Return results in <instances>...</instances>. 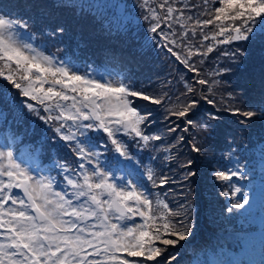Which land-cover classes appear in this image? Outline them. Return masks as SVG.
<instances>
[{"label":"snow or ice","instance_id":"snow-or-ice-1","mask_svg":"<svg viewBox=\"0 0 264 264\" xmlns=\"http://www.w3.org/2000/svg\"><path fill=\"white\" fill-rule=\"evenodd\" d=\"M171 2L160 0L156 7H151L149 0H143L148 12L143 19L150 22L151 33L163 37L160 46L193 72L197 69L190 64V58L206 54L200 51L203 42H214L206 46L210 53L215 45L255 40L253 26L258 18L264 25V0H217L221 6L201 13L206 16L203 19L185 17L184 10L174 8ZM185 19H194L190 32L182 23ZM174 21L181 28L179 35L173 31ZM27 28V22L13 19L0 10V78L10 82L17 90L16 96L21 97L8 95L4 102L35 114L51 126L54 137L68 142L69 146L75 144L71 150L78 159L75 168L59 165L63 176L58 180L55 176L35 173L12 147H0V264H178L179 254H170L168 249L192 235L188 212L183 207L180 211L173 210L163 199L154 200L143 186L132 180L121 177L118 182L113 172L101 166V153L89 150L79 138L90 130L103 133L109 142L105 148L122 157L129 156V144L121 135L143 147L151 141L162 142L161 135L146 132L153 120L151 112L136 105L140 100L162 105L167 97H154L130 84L98 78L71 67L26 42L21 29ZM197 29L202 39L200 45H193ZM205 29L211 34L205 33ZM64 30L58 27L55 31ZM185 50L186 55H182ZM242 54L239 48L224 53L232 58ZM220 71L230 69L222 67ZM197 82L209 83L206 79ZM188 92L192 93V99L168 111L169 119L183 120L187 125L184 131L200 123L190 118L200 100L194 98V88L189 87ZM202 99L208 104L216 103L206 95ZM256 108L259 111L230 110L242 115L247 125L253 117L264 118V101ZM218 119L215 113H210L200 124L209 137L215 131L212 122ZM177 140L184 143L185 136ZM189 147L197 154L203 150L195 142ZM195 164L191 159L185 161L182 168L187 171L183 179L196 175L192 170ZM242 169L240 165L235 171H216L215 178L230 183L234 177L242 178ZM146 178L154 186L172 182L163 174L157 176L151 168ZM241 192L240 187H235L223 195L236 197ZM249 203L250 198L244 194L226 211L239 212Z\"/></svg>","mask_w":264,"mask_h":264},{"label":"trees","instance_id":"trees-1","mask_svg":"<svg viewBox=\"0 0 264 264\" xmlns=\"http://www.w3.org/2000/svg\"><path fill=\"white\" fill-rule=\"evenodd\" d=\"M125 1L128 4L136 1V6L133 7L137 17L135 24L125 22L122 18H119L111 7L102 9L101 6H98L97 8L87 0H0V9L3 7L15 10L20 8L21 11L26 14L31 11L42 12L48 14L50 20H52L55 25H61L63 27L73 26L74 31L78 32L79 36H76L77 38L64 36L61 39L62 42L73 45L76 50L80 52H86L89 48H92L94 53L97 52L100 55L107 56L119 62L121 68H128L131 66L132 71L134 70L136 72L131 73V71H128L131 79H133L135 75L142 73L141 81L147 85L140 88L135 86L133 82L129 84L132 85L134 89L144 90L154 97H160L162 99L167 97V92L163 91L157 82L164 76L176 72L177 75L175 76H179L180 92L175 94L172 98H167L168 102L163 106L167 112V114H164L167 118L168 111L172 109L173 106L179 107L186 99L193 98L192 93L188 92L189 87L196 90L195 95L200 88L198 100H200L201 104H199L194 115L190 114V118L193 117L192 119L201 114L204 115L207 112L215 114L221 113L222 115L230 113L229 115H234L230 109H244L242 105L244 101L241 97L238 96L237 99L233 100V97L227 96V92L230 90L234 93L238 91V82L246 84L250 90H254L255 94L259 95L261 92H264V31L255 28L256 25L260 24L259 18L256 25L253 26L254 35L256 37L255 40L249 42H234L230 45H215L214 51L210 53L206 51V46L208 44H214V42H203L200 51L206 54L190 58V64L194 65L197 69V72H193L189 66L177 61L165 50V48L160 46L164 43L162 36L149 32L150 22L143 19V16L148 15V12L146 8L140 4L143 0ZM159 2L160 0H149V6L156 7ZM105 5L106 4L102 5V7ZM171 6L183 9L185 17L191 16L194 19H203L206 18V16H202L201 13L207 10H214L215 7H220L221 5L217 3V0H209L208 4H205V0H172ZM194 19H185L182 21L183 24L187 25L189 32L194 24ZM31 22L33 21L29 20L27 23ZM212 30L214 31V29ZM173 31H175L177 35H179L181 31L179 24L175 21L173 22ZM165 32H168L167 28H165ZM149 33L153 36L151 40H147L146 38ZM205 33L211 34L208 29H205ZM201 39L202 34L199 29H197V34L195 38L192 39V44L200 45ZM55 42L58 43L60 40L55 39ZM179 43L178 40V45ZM237 48L241 50L243 53L242 55H237L235 58L224 55L225 52L230 53ZM44 49L47 51L48 46L44 45ZM193 50L195 51V48H193ZM182 55H186V50L182 52ZM163 60H165L166 70L161 67V62H163ZM210 66L219 68L220 70L222 67H227L230 71L224 72L223 77L225 78L222 80V76L218 78V74H220L221 71L212 72ZM162 70H165L163 74L160 73ZM231 74L236 75L234 79H236L237 83H230L229 79ZM150 75H153L154 78L149 80L147 77ZM199 79H206L209 83L207 85H201L197 82ZM153 82L152 91H150V84ZM5 86L6 82L1 80L0 105H7L8 103L4 102V98L11 94V91L5 90ZM209 89H211V91H209ZM179 94H182L181 98H177ZM205 95L216 101V103L212 105L204 102L202 97ZM139 104L144 103L137 101L136 106ZM202 106L203 108L200 114L196 115L197 111ZM170 120V123L173 124V122L176 121L180 123L182 119L171 117ZM170 136L171 134L166 138ZM194 136H197V133H194ZM189 141L194 143L196 140L190 139ZM174 150H184L187 151L188 156L194 155V153L185 149L182 144L177 145L175 149H173V154L175 153ZM170 153L171 150L168 152L169 158ZM172 157L173 155L171 158ZM191 160L196 161V157H193ZM157 166V176L161 174L164 175L165 168H163L161 160H159ZM184 242L172 247V251L178 252L183 249L186 244H184Z\"/></svg>","mask_w":264,"mask_h":264},{"label":"rangeland","instance_id":"rangeland-1","mask_svg":"<svg viewBox=\"0 0 264 264\" xmlns=\"http://www.w3.org/2000/svg\"><path fill=\"white\" fill-rule=\"evenodd\" d=\"M87 1L90 2V4H94L97 8L98 6H101L102 9L111 7V9L117 14V16L119 18H122L125 22L128 23L131 22L132 24H135L137 21L135 9H133V7L136 6V1L135 2L133 1L131 4H128L125 0H121V1L87 0ZM104 4L106 5L102 7V5ZM140 4L143 5V2ZM29 16L33 17L37 24L46 27L51 32L49 33V35H51L52 38L54 39L61 40L64 36H68L69 38H77L76 36H79L78 35L79 33L74 31L73 26L63 27L61 25L60 26L55 25L53 21L50 20L48 14L37 11H31L29 12ZM58 27H63L65 29L64 32L59 33L55 31ZM255 28L257 30H261L262 28H264V25H261L260 23L256 25ZM150 33L146 36L147 40H151L153 37ZM164 61L165 60L161 62V67L166 70V64ZM165 70L160 71V73L163 74ZM211 70L212 72H217L220 69L212 66ZM142 75L143 74L141 73L135 75V77L133 78L134 85L140 88H143L147 85L141 81ZM175 75H177L176 72L166 75L157 82L159 86L162 88V90L167 92V98H172L175 96V94L180 92L179 76H175ZM223 75L224 72H221L220 74H218V78H220L221 76L223 77ZM235 77H236L235 74H231V77L229 79L230 83H237L236 79H234ZM152 78H154L153 75L147 77V79L149 80ZM1 80L6 82L5 90L11 91L10 95L16 96L17 90L11 85V83L5 81L4 78H0V81ZM114 82H117V80H115ZM154 82L150 84L151 86V88L149 89L150 91H152ZM238 84L239 85L237 86V89L239 91L246 88L243 82H238ZM199 92H200V88L197 91V94L195 95L194 98L196 99L199 98ZM240 94H235L231 90L230 96L228 97H233L234 100L237 99ZM181 97L182 94H179V97L177 98H181ZM16 98L21 99V97L19 96H16ZM139 102H142L144 104H139L138 106L142 109H146L148 112H151L153 118L152 123L149 124L148 128L146 129V132H149L151 135H161L163 137L162 142L152 141L153 147L156 148L157 152L159 153L160 160L163 163V168H165L164 176L169 177L170 180L172 181L171 183L162 186H156L157 189H164V191L167 193V195H165L164 193L163 200H165L169 204V206L173 208V210L180 211L181 208L183 207L188 212L189 216L194 214L195 218H197V221L191 222L192 227L189 230L192 232V235L188 239L194 237L196 234H198L199 231L204 232L205 236L207 235L208 231L212 233H217V231L219 230L217 228V224L213 221L211 225L209 223V220L212 218V215L215 212H218L216 217L225 215V210L223 206L224 204L222 203V200L219 198L220 180L215 178V172L219 170L216 169L214 164L215 156L211 154V151L214 148L213 145L211 146V142L221 131H226L229 133V136L227 138L228 141L237 140L243 143L246 140H251L252 135H255L258 132L263 131L262 127L258 128L260 122L262 121V118L258 117L255 120L251 119L247 122V125H245V118L242 115L234 114L233 118L237 122L236 127H234L235 131L226 130V125L228 126H232V125L229 122H223L222 120L218 119L217 121L212 122V126L215 128V131H212V135L211 137H209L207 131H205L200 126V124H202L207 119V117H204L202 114L194 118L200 122L199 124H197V126L192 127L187 131H184V129L187 128V125L184 124L183 120H181L180 123L176 121L173 122L172 124L170 123L171 120L164 115L167 114V112L163 106L167 104L168 99H166L164 104L162 105H154L142 100H140ZM202 108L203 106L197 111L196 115L200 114ZM23 112H25V115L23 116L24 120L30 121L29 122L30 125L34 124V122L40 126H44L46 124L44 121L40 120L35 114H33L32 117H28L29 112H27L26 110ZM171 127H175L177 130L175 132H169L168 129ZM194 133H197V136H194ZM170 134L171 136L169 138H166ZM181 135L185 136L184 143H179V141L177 140V137ZM190 139H195L196 140L195 143H198V145L202 146L203 150L200 154H197L191 150V148L189 147V145L192 144V142L189 141ZM179 144H182L185 149H188L190 152L194 153V155L188 156L187 151L184 150L182 151L174 150L175 153L173 154V149H175V147ZM6 145L10 146L9 144ZM169 150H171L170 158L168 157ZM91 151H94V149H91ZM172 155L173 157L171 158ZM218 156L221 157V153H218ZM193 157H196V164L192 170L196 172V175L188 180H185L183 179L185 171H182L180 174H178L177 171L181 166H183L185 161L192 159ZM206 176L208 182L209 180H212V183L214 185L212 189H209L211 188V186H209V188H205L202 182V180H206ZM182 195L183 197H181ZM195 195H196V200L194 204L191 207H189V204ZM181 216H183V212H181ZM228 221H232V220L229 219ZM226 227L227 226H224L222 228H226ZM262 231L264 230L259 229L258 232H262ZM208 235L211 234L209 233ZM187 242L188 241L184 242V244ZM168 251L170 254L173 255L178 254V252L172 251V247H169Z\"/></svg>","mask_w":264,"mask_h":264},{"label":"bare ground","instance_id":"bare-ground-1","mask_svg":"<svg viewBox=\"0 0 264 264\" xmlns=\"http://www.w3.org/2000/svg\"><path fill=\"white\" fill-rule=\"evenodd\" d=\"M225 77H222L221 79L224 80Z\"/></svg>","mask_w":264,"mask_h":264}]
</instances>
